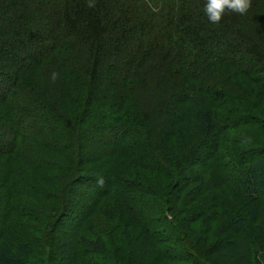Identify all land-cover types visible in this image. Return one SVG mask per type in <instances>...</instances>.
Listing matches in <instances>:
<instances>
[{
  "label": "rangeland",
  "instance_id": "1",
  "mask_svg": "<svg viewBox=\"0 0 264 264\" xmlns=\"http://www.w3.org/2000/svg\"><path fill=\"white\" fill-rule=\"evenodd\" d=\"M144 1L155 7L153 0ZM151 9L158 11L160 7ZM168 9L162 5L163 11ZM154 38L147 43L161 48L162 41ZM74 51H62L63 57H75ZM164 56L159 52L158 58ZM61 60L65 74L42 70L32 82L34 87L38 82L43 85L33 88L36 107L44 103V97L59 101L72 95L80 97L82 90L75 82L79 62L73 66L72 60ZM61 60L51 57L50 67ZM187 64L196 65L192 68L197 73L203 66L190 57ZM259 70L251 72V81L240 80L223 68L212 76L185 81L187 92L182 99L173 98L166 120L137 122L135 112L129 113L130 139L114 149L109 146L121 137L104 136L108 121L103 127L90 126L85 163L77 171L83 174L75 176L78 156L72 159V151L60 147L67 145L62 124L42 120L48 124V132L37 138L40 141L35 137L37 132L32 134L35 138L23 135L14 155L0 152V179L4 170L10 169V182L0 180V242L11 248L21 242L30 245V264H80L95 259L96 255L84 250L82 237L100 240L107 259L115 264H191L186 255L191 250L201 264H264V195L258 197L257 212L251 218L246 193L239 186L243 178L240 167L264 155V69ZM64 77L65 83L59 86ZM220 81L225 83L223 87ZM215 82L217 88H211ZM201 105L212 110L218 125L211 156L213 138L203 143L205 138L194 116ZM7 113L0 107L2 138L3 125H10L7 118H1ZM171 129V134L166 132ZM140 130L144 138H139ZM100 131L103 136L97 135ZM93 139L101 140V145L93 146ZM48 140L55 146L42 150ZM84 155H80L81 160ZM65 185L69 186L68 202L61 208L66 216L56 221L54 209L63 200ZM112 187L117 193L111 192ZM228 214L244 223L242 230L232 229ZM125 222L130 225L133 243L124 239ZM143 226L148 227L150 237L137 240ZM179 244L186 253L176 247ZM164 250L174 258L165 257Z\"/></svg>",
  "mask_w": 264,
  "mask_h": 264
},
{
  "label": "trees",
  "instance_id": "2",
  "mask_svg": "<svg viewBox=\"0 0 264 264\" xmlns=\"http://www.w3.org/2000/svg\"><path fill=\"white\" fill-rule=\"evenodd\" d=\"M153 3L155 7L144 0H0V107L8 110L1 118H7L10 123L3 125L0 152L14 155L19 141L25 136L28 138L37 132L34 135L37 139L46 134L48 124H42V120L60 122L69 145L62 143L60 147L72 151L75 156L72 159L78 156L76 166L79 169L73 170L75 176L85 163L90 126L103 127L108 121L103 131L105 135L101 131L97 135L121 137L109 146L114 149L130 139L127 136L129 113L135 112L137 122L166 120L165 114L169 112L173 98L182 99L187 92L185 81L212 76V72L220 68L231 75L236 73L240 80L251 81L248 78L251 72L264 69V0H251L245 15L228 12L216 24L210 23L204 14V0H153ZM163 4L169 9L163 11ZM158 6V11L151 9ZM152 37L162 41L161 48L147 43ZM67 50H75L76 56L63 57L62 51ZM162 51L165 56L158 58ZM54 56L72 60L73 66L76 60L79 62L75 67L78 73L75 82L82 92L80 97L72 95L61 101L43 96L44 103L39 109L32 97L34 89L43 85L38 82L34 87L32 82L43 71L55 69L65 74L62 60L50 67L49 59ZM189 57L203 62L198 69L200 73L192 68L196 65L190 67L187 64ZM65 77L59 86L65 83ZM210 80L205 78L204 81ZM216 83H211V88H217ZM224 85L220 81V87ZM261 87L264 89L263 83ZM212 113L205 105L194 112L200 134L205 138L203 143L212 139L218 128ZM166 132L171 134L173 131ZM144 137L140 130L139 138ZM93 140V146L102 143ZM210 141L211 156L216 141L214 138ZM51 143L52 140H48L42 150L55 146L49 145ZM80 155H84L83 163ZM240 168L243 178L239 180V186L246 193L249 216L254 218L257 199L264 195V155L251 158ZM9 172L10 169L4 170L0 179L5 184L10 182ZM68 190L69 186L65 185L64 195L61 194L63 200L54 209L56 221L59 216H66L61 207L68 202ZM110 190L117 193L113 187ZM227 216L232 229H243L244 223L240 219ZM123 231L125 241L133 243L128 222L123 224ZM144 235L150 237L146 226L141 227L135 237L140 240ZM81 240L86 245L84 250L96 258L85 259L80 264H115L107 259L106 247L100 240L87 237ZM176 247L185 252L182 244ZM192 252H185L188 260L191 264H201ZM31 253L32 247L26 243L11 248L7 242H0V264H30ZM162 253L174 258L165 250Z\"/></svg>",
  "mask_w": 264,
  "mask_h": 264
},
{
  "label": "clouds",
  "instance_id": "3",
  "mask_svg": "<svg viewBox=\"0 0 264 264\" xmlns=\"http://www.w3.org/2000/svg\"><path fill=\"white\" fill-rule=\"evenodd\" d=\"M92 5L90 4L89 7ZM251 6V0H204V14L208 21L216 24L228 12L245 15ZM55 79V74H53Z\"/></svg>",
  "mask_w": 264,
  "mask_h": 264
}]
</instances>
